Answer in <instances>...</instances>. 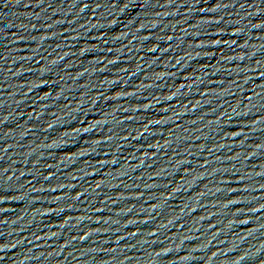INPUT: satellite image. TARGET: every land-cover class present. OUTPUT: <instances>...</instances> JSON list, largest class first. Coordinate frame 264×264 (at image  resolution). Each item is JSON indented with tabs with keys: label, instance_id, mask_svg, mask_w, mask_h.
Listing matches in <instances>:
<instances>
[{
	"label": "water",
	"instance_id": "95a60500",
	"mask_svg": "<svg viewBox=\"0 0 264 264\" xmlns=\"http://www.w3.org/2000/svg\"><path fill=\"white\" fill-rule=\"evenodd\" d=\"M0 264H264V0H0Z\"/></svg>",
	"mask_w": 264,
	"mask_h": 264
}]
</instances>
